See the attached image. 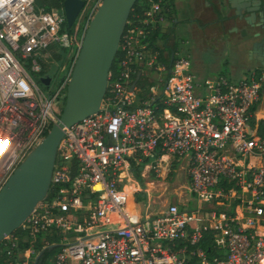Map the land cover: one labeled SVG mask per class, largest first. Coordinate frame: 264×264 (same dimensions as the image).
I'll return each mask as SVG.
<instances>
[{"label":"built area","instance_id":"2783aa9c","mask_svg":"<svg viewBox=\"0 0 264 264\" xmlns=\"http://www.w3.org/2000/svg\"><path fill=\"white\" fill-rule=\"evenodd\" d=\"M145 1L143 13L127 20L101 109L64 128L54 193L20 228L31 239L41 231L57 234L50 264H264V115L257 114L264 72L248 69L237 82L201 81L189 55L178 51L166 66L147 43L166 22L162 0ZM100 3L84 0L82 20L69 31L57 9L0 0V189L57 121L53 102L65 99ZM50 49L65 50V73L52 95L36 80ZM141 68L157 81L135 107L131 85ZM165 156L183 166L188 198L172 200L154 217L137 216L125 180L140 164L159 177ZM206 233L212 255L202 246ZM33 254L29 248L21 264H34Z\"/></svg>","mask_w":264,"mask_h":264},{"label":"water","instance_id":"95a60500","mask_svg":"<svg viewBox=\"0 0 264 264\" xmlns=\"http://www.w3.org/2000/svg\"><path fill=\"white\" fill-rule=\"evenodd\" d=\"M137 0H101L83 34L81 48L66 87L63 108L43 140L14 169L0 189V241L10 235L30 214L34 206L48 193L56 162L57 146L64 128L98 112L107 91L108 75L118 51L130 12ZM240 18L247 8L249 22L259 16L264 22L262 0H228ZM84 7V0H64L62 12L71 28ZM234 29H237L234 28ZM242 33H245L243 31ZM254 43L249 57L264 66V51L256 55ZM173 55L171 56V59ZM140 73L132 82L136 85ZM49 86L50 76L38 78ZM35 257L34 264L37 263Z\"/></svg>","mask_w":264,"mask_h":264},{"label":"rangeland","instance_id":"374dc122","mask_svg":"<svg viewBox=\"0 0 264 264\" xmlns=\"http://www.w3.org/2000/svg\"><path fill=\"white\" fill-rule=\"evenodd\" d=\"M82 15V12H80L77 20H82ZM230 22L244 26L242 22H239L237 19ZM173 31L175 51H178L179 54H189L192 66L195 63L197 65L204 66L207 73H210V75L216 73V69L218 67H221L222 69L226 67V71L228 73L232 67H234L235 70L240 71L243 62L241 61L240 53L236 50L225 45L223 48L215 51L210 46L204 47L201 41H199L197 45L192 48L190 44H184L185 36L180 30L177 29ZM62 50L64 49H60L55 52L50 49L42 56L41 72L42 74L51 77V83L48 87H45L43 84L39 83L37 77L36 80L39 87H41L48 95H52L57 90L61 82V78L65 73V70H62L65 51L63 52ZM56 53H60L62 55L63 58L61 61H58L53 57ZM255 70L257 73H262L259 69ZM245 73H247L245 75H249L251 72L245 71ZM148 75L156 79L153 72L149 71ZM245 75L242 73L240 79H242ZM63 104L64 99L62 98L53 102V111L57 116L60 114ZM171 165L172 163L168 167V172H166L167 169L164 170L161 168V176L159 177H156L155 175L151 176L152 173L149 170L143 169L141 171L142 182L139 183L132 177L125 180L128 185L126 191H131L133 196L136 198V201L134 200L135 209H133L137 216L154 217L163 212L166 209L167 204L172 200L188 198V190L184 186L185 180L182 167L177 166L175 170H172L173 168ZM138 197H140V199H137ZM190 206H188V208H190Z\"/></svg>","mask_w":264,"mask_h":264},{"label":"trees","instance_id":"16d2710c","mask_svg":"<svg viewBox=\"0 0 264 264\" xmlns=\"http://www.w3.org/2000/svg\"><path fill=\"white\" fill-rule=\"evenodd\" d=\"M64 0H35L36 7L43 8L44 10L50 11L52 9H57L59 12H62V4ZM174 0H162L163 11H166V19L171 20L172 14V6ZM147 7V3L145 0H137L130 12L128 19H131L135 14H142L145 8ZM63 13V12H62ZM74 26V25H73ZM73 26L69 28L64 23L63 28L71 31ZM173 28L170 26L169 29L165 33H161L160 29L156 28L153 30L147 40L148 45L153 49L159 52V60L168 66L171 62V55L175 51V42L172 41L170 44L168 43L173 37ZM161 40L163 44H157L158 41ZM63 52L65 50H62ZM53 57L61 61L62 55L60 53H56ZM121 57L120 50L117 51V54L114 58V61L111 66V74L115 69L116 60ZM140 73L136 85L133 89V96L135 98L134 106H140L143 104L145 100H147L150 96V88L156 84V79L152 78L148 75V72H143L142 68L137 69L135 74H133V81L136 79L137 74ZM42 72L39 74L41 75ZM48 87V86H45ZM59 116V115H58ZM260 133L264 134V123H260ZM144 164L132 166L133 176L140 183L142 182L141 171L143 169ZM177 163L174 161L173 168H176ZM55 187L49 188L48 196L54 193ZM137 199H140L138 197ZM12 238L10 240L2 239L0 241V264H21L23 259L27 254V250L33 249L34 256H38V260L36 264H50L51 258L58 250V242L59 237L54 231H41L36 234L34 239L29 238L26 233L19 227L15 229L12 233ZM203 248L208 252L209 255L215 253L216 249L214 247V242L209 233L204 235L202 240Z\"/></svg>","mask_w":264,"mask_h":264},{"label":"crops","instance_id":"0c3cea01","mask_svg":"<svg viewBox=\"0 0 264 264\" xmlns=\"http://www.w3.org/2000/svg\"><path fill=\"white\" fill-rule=\"evenodd\" d=\"M172 8L173 10L171 17L173 19H166L165 24H163L160 29L161 33H165L171 26L173 30L178 29L182 32V34L185 36L184 44H190L192 48H194L197 43L201 41L204 47L210 46L215 51H218L226 45L227 47L236 50L241 55V61L243 63L240 71H237L234 67H232L229 71L230 74L226 71V67L224 69L218 67L216 69V73L210 75V73H207L204 66L197 65L196 63L193 64L192 70L199 80L203 81L205 79L224 76L232 82H237L240 80L242 73L245 74V71L254 67L256 62L251 59L248 54V48L250 45L249 43L251 40L249 36H246L247 30L244 29V26L231 23L230 21L235 20V18L232 19V17H227L224 14H221L215 7L213 0H174ZM237 20L242 22L239 16ZM236 27L237 29H234ZM243 31H245V33H242ZM174 40V37H172L168 43L170 44ZM157 44L161 45L163 43L161 40H159ZM257 114L264 115V106L259 108ZM164 158L165 159L162 163V168L164 170L167 169L166 172H168V167L172 163L171 167L173 168L175 160H173V158L170 156H165ZM175 162L177 163V161ZM177 166L182 167L185 180L184 186L186 188L187 182L184 168L178 163ZM172 170H175V168ZM150 172L152 173L151 176H154L153 172ZM132 199L136 201L134 196ZM178 200H184V198H180ZM132 203L133 205L131 206L134 208V202H131V204Z\"/></svg>","mask_w":264,"mask_h":264},{"label":"flooded vegetation","instance_id":"af4514ba","mask_svg":"<svg viewBox=\"0 0 264 264\" xmlns=\"http://www.w3.org/2000/svg\"><path fill=\"white\" fill-rule=\"evenodd\" d=\"M213 3L215 4V7L217 8V10L221 14H224L227 17H232V19L238 18V16L235 14V8H232L230 6V3L228 0H213ZM262 3L264 4V0H262ZM248 7L249 6H246L244 8L245 11L243 12L242 18H240V20L243 22L244 29L247 30L246 36H249V38L251 40L249 43L250 45L248 48V54H250V51H251L253 44L258 43V45L256 47L257 50H259L256 53V55L258 56L264 51V25L261 24L262 22H260L258 15H256V18L251 22H249L245 18V17L250 15V12L247 11ZM263 24H264V22H263ZM241 29H243V28H241ZM260 51H261V53H260ZM251 59H253L256 62L253 68H257L260 71L264 72V66H262L260 64V62L258 60H255L253 57ZM43 76H46V75L41 74L38 77H43Z\"/></svg>","mask_w":264,"mask_h":264},{"label":"bare ground","instance_id":"6f19581e","mask_svg":"<svg viewBox=\"0 0 264 264\" xmlns=\"http://www.w3.org/2000/svg\"><path fill=\"white\" fill-rule=\"evenodd\" d=\"M165 159V158H164Z\"/></svg>","mask_w":264,"mask_h":264}]
</instances>
